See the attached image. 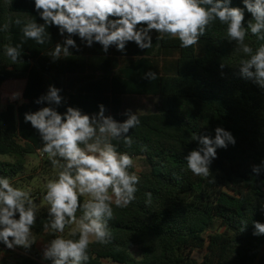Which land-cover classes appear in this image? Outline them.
<instances>
[{
	"label": "trees",
	"instance_id": "trees-1",
	"mask_svg": "<svg viewBox=\"0 0 264 264\" xmlns=\"http://www.w3.org/2000/svg\"><path fill=\"white\" fill-rule=\"evenodd\" d=\"M230 6L244 8L242 0H232ZM17 17L43 23L34 0H0V26L13 21L7 32H0V176L14 183L26 174L30 156L41 157L40 136L24 114L48 106L35 101L49 85L61 90L60 113L72 106L94 114L103 104L105 115L119 122L127 119L124 95L157 99V113L137 114L141 123L130 130L131 148L113 141L118 151L133 157L130 171L140 183L128 207L113 205L112 239L90 245L87 264H264V235H254L252 223H264V169L258 175L252 171L264 160V89L238 75L242 54L226 40L224 26L217 21L190 48H181L178 39L156 40L154 31L151 48L129 42L124 52L112 46L105 53L98 43L87 47L72 37L79 50L70 48V56L53 61L48 53L65 37L51 26V40L44 45L24 40L22 26L14 23ZM249 19L245 9V25ZM22 40L24 63L13 65L3 46ZM246 41L254 47L264 43L251 35ZM148 71L157 79L143 78ZM11 82H25L26 102L3 104L4 85ZM218 126L230 131L236 144L217 149L207 178L196 176L184 159L198 147L193 136L214 138ZM136 162L145 170L139 172ZM41 169L53 175L46 156ZM147 192L152 193L151 205L145 204ZM46 219L47 210L40 209L33 229L38 237L46 235ZM0 248L6 246L0 243ZM197 251L204 252L201 262L194 258ZM15 264L41 263L18 255Z\"/></svg>",
	"mask_w": 264,
	"mask_h": 264
},
{
	"label": "clouds",
	"instance_id": "clouds-1",
	"mask_svg": "<svg viewBox=\"0 0 264 264\" xmlns=\"http://www.w3.org/2000/svg\"><path fill=\"white\" fill-rule=\"evenodd\" d=\"M231 3L232 0H34L43 23L20 17L14 23L22 26L24 40H34L39 45L51 40L47 29L55 26L65 37L63 44L57 43L48 53L56 61L70 56V48L79 50L72 37H79L87 47L98 43L105 53L112 46L124 52L129 42L142 50L151 48L154 31L158 34L156 40L178 39L181 48H190L218 21L224 26L226 40L242 54L238 75L264 89V43L254 47L246 41L251 35L264 42V0H242L244 8L232 7ZM245 9L251 14L246 25ZM12 23L9 18L0 26V32H7ZM22 47L23 40L15 46H3L13 65L24 63ZM224 67L221 63L220 68ZM143 78L153 81L157 74L148 71ZM60 92L49 85L46 94L35 101L48 106L24 114L25 122L40 136L42 147L38 151L50 161L53 175L44 184L41 205L30 188L16 186L9 177L0 176V243L9 250L30 249L37 241L33 229L38 212L46 206L43 230L53 238L44 246L43 259L51 264H87L90 245H106L112 239L109 221L114 218L113 205L126 208L136 199L140 177L130 171L135 166L134 159L118 151L113 141L131 148L134 141L130 130L141 121L137 113L128 109L123 113L127 119L119 122L105 115L103 104L94 114L72 106L60 113ZM20 96V92H13L10 99ZM214 131V138L194 134L198 147L184 157L187 169L196 176L207 178L217 149L236 144L230 131L219 126ZM262 169L264 160L252 171L258 175ZM145 197V204L151 205L152 193H145ZM260 210L264 212V203ZM240 223L247 225V221ZM252 223L254 235H264V223Z\"/></svg>",
	"mask_w": 264,
	"mask_h": 264
},
{
	"label": "rangeland",
	"instance_id": "rangeland-1",
	"mask_svg": "<svg viewBox=\"0 0 264 264\" xmlns=\"http://www.w3.org/2000/svg\"><path fill=\"white\" fill-rule=\"evenodd\" d=\"M6 87V86H5ZM3 88V104L9 103V102H15L16 100H20L21 96L18 99L12 100L10 99L11 94L13 92H17L19 88L18 86H12L10 85L11 88H15L14 91H12L10 88ZM22 95V91H18ZM130 99H136V100H130ZM130 100V103L127 105H124V109L128 110L131 109L133 113L137 114H152V113H157L158 112V106H157V99L156 98H150L146 99L145 97H134V98H128ZM126 100V102L128 101ZM3 160H10L8 157H1ZM137 165V170L139 172L144 171V167L141 166L139 162H136ZM52 173L49 175H46L45 172L41 169V157L37 155H32L30 156V163L28 166V169L26 171V174H24L22 177L18 178L13 184L16 186H23L26 188H30L32 190V194L35 198V200L39 201L38 205L42 204V199L38 197V195L43 193V188L44 184L46 183L47 179L51 178ZM46 209V206H41L40 208ZM47 210V209H46ZM67 231V230H66ZM34 235L37 238L38 243H41L42 239L44 238V244L47 243L50 239H52L51 236L45 235L43 238L38 237L35 233ZM35 242V243H36ZM34 243V245H35ZM35 245V249H36ZM42 248V247H41ZM1 249V248H0ZM16 249L24 251L27 255H32L38 251V249L32 250V246L30 249L25 250L23 248L17 247ZM2 250V249H1ZM203 251H197L194 254V258L198 260L199 262L202 261L203 259ZM2 259V258H1Z\"/></svg>",
	"mask_w": 264,
	"mask_h": 264
},
{
	"label": "crops",
	"instance_id": "crops-1",
	"mask_svg": "<svg viewBox=\"0 0 264 264\" xmlns=\"http://www.w3.org/2000/svg\"><path fill=\"white\" fill-rule=\"evenodd\" d=\"M10 85H12V86H18L17 87V88H19L18 91H22V95H21L20 100H16L15 102L12 101V102H9V103H24V102H26V100L23 98V92H24V88H25V82H11V83H7V84L4 85V87L6 86L5 88L8 87L12 91H14L15 88H11ZM10 94H12V93H10ZM134 97H140V96L124 95L122 97L123 105L129 104L130 103V100H136V99H130V100H128V98H134ZM2 98H3V94H2ZM126 100H128V101L126 102ZM7 104L8 103H6L4 105H7ZM44 236H42V238ZM46 244L47 243L44 244V238H43L42 241H41V243H38V242L35 243V245L37 246L36 249H38V248L40 249L41 247H43ZM35 245L34 244L32 245V250L35 249ZM18 255H27V254L24 251L18 250L16 248L14 250H9L7 248H3V251H0V264H15L17 262V260H18Z\"/></svg>",
	"mask_w": 264,
	"mask_h": 264
},
{
	"label": "built area",
	"instance_id": "built-area-1",
	"mask_svg": "<svg viewBox=\"0 0 264 264\" xmlns=\"http://www.w3.org/2000/svg\"><path fill=\"white\" fill-rule=\"evenodd\" d=\"M41 157H44V156H41ZM44 246L42 248H40L38 251H36L34 254H32L31 257L34 260H36L39 263H41V264H51V261L50 260L43 259V249H44Z\"/></svg>",
	"mask_w": 264,
	"mask_h": 264
}]
</instances>
